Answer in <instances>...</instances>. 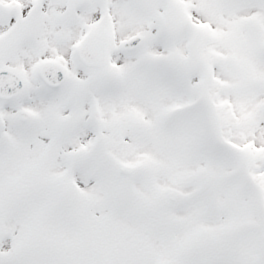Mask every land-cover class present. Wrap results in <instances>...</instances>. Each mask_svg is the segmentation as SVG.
Returning <instances> with one entry per match:
<instances>
[{
	"label": "snow or ice",
	"instance_id": "6c2138e0",
	"mask_svg": "<svg viewBox=\"0 0 264 264\" xmlns=\"http://www.w3.org/2000/svg\"><path fill=\"white\" fill-rule=\"evenodd\" d=\"M0 264H264V0H0Z\"/></svg>",
	"mask_w": 264,
	"mask_h": 264
}]
</instances>
